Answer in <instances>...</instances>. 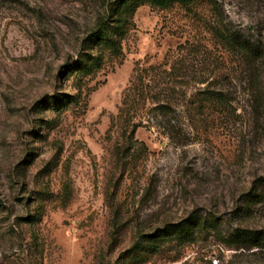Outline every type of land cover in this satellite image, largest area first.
Segmentation results:
<instances>
[{
	"label": "rangeland",
	"instance_id": "obj_1",
	"mask_svg": "<svg viewBox=\"0 0 264 264\" xmlns=\"http://www.w3.org/2000/svg\"><path fill=\"white\" fill-rule=\"evenodd\" d=\"M216 260L264 264V0H0V264Z\"/></svg>",
	"mask_w": 264,
	"mask_h": 264
},
{
	"label": "trees",
	"instance_id": "obj_2",
	"mask_svg": "<svg viewBox=\"0 0 264 264\" xmlns=\"http://www.w3.org/2000/svg\"><path fill=\"white\" fill-rule=\"evenodd\" d=\"M137 1L141 2V3H152L154 5L161 7V8H168L169 6H172L175 3L188 4L190 2V0H137ZM117 23L121 24L122 20H118ZM230 40L236 45V55L239 59H241V61L248 62V63H258L261 60V58L263 56V52L257 45L251 44V42L246 41L239 36H237V37L232 36ZM212 95L216 96L218 98H220V97L222 98V96H223L219 92H213ZM193 220H195V218ZM193 226H195V224ZM187 229H189V228H187ZM189 235H190V233H189ZM191 236H189V238H191ZM261 236L262 235H258V237H256V238L252 237L253 242H250L251 240H249L248 242L252 243L249 246H251V245L256 246V245L260 244L261 239L259 237H261ZM155 237L156 236H153V237H151V239H153ZM189 238L187 237L185 239H189ZM191 240H193V239H191ZM160 248H161V242L160 241L159 242H157V241L155 242L153 240H151V241H148V240L140 241V242L136 243L134 246V249H137L139 251V253L136 254L134 257L139 259L142 255L141 254L142 252H144L146 250L159 251Z\"/></svg>",
	"mask_w": 264,
	"mask_h": 264
},
{
	"label": "built area",
	"instance_id": "obj_3",
	"mask_svg": "<svg viewBox=\"0 0 264 264\" xmlns=\"http://www.w3.org/2000/svg\"><path fill=\"white\" fill-rule=\"evenodd\" d=\"M217 263H218V261L216 260V261H215V264H217Z\"/></svg>",
	"mask_w": 264,
	"mask_h": 264
}]
</instances>
